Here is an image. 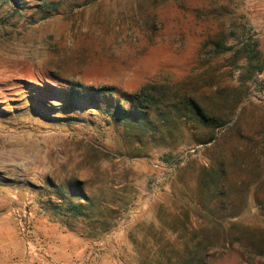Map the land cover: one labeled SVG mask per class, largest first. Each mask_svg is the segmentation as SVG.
Masks as SVG:
<instances>
[{"label":"rangeland","instance_id":"obj_1","mask_svg":"<svg viewBox=\"0 0 264 264\" xmlns=\"http://www.w3.org/2000/svg\"><path fill=\"white\" fill-rule=\"evenodd\" d=\"M221 39L235 49L216 54ZM150 85L165 99L140 113ZM182 98L220 118L216 140ZM118 103L131 123L104 116ZM67 182L127 214L81 236L56 211ZM56 228L93 244L81 264H264V0H0V264H56Z\"/></svg>","mask_w":264,"mask_h":264},{"label":"trees","instance_id":"obj_2","mask_svg":"<svg viewBox=\"0 0 264 264\" xmlns=\"http://www.w3.org/2000/svg\"><path fill=\"white\" fill-rule=\"evenodd\" d=\"M216 54H223L230 51H233L236 47L235 43H226L221 39L215 43ZM84 89L85 93L90 95V98L93 97H104L107 95H113L116 93V89L113 86H90L82 87L81 84H76L72 90V93L80 95L79 90ZM165 90H157L155 86H145L139 92L135 93L130 99L129 102L134 104V108L137 109L140 113H147L151 111L154 107L158 106L160 100L165 99L166 95ZM86 97V96H83ZM180 107H178L179 112L182 113L181 117L188 118L192 123L199 128L198 126L204 128V134L208 135V138L203 141L204 144L210 143L216 140L217 129L223 126V123L220 122V118L217 116H211L208 114L203 105L196 102L193 98H182ZM133 109H126L122 106L121 103H118L115 106L113 112H106L104 116L123 118L124 121L131 123L134 118ZM96 111H99V107L94 108ZM61 189L64 190L69 196L66 197L65 204H56V211L59 210V206L65 205L67 209V214H70L74 218L82 216L80 222L83 224L85 229H90L91 232L86 233L84 231L79 234L83 237H88V235H94L93 239H99L101 235L109 233L114 227L117 226L118 222L127 214L131 202H126L125 200H120L116 202L114 206H109L107 211L101 210L100 203L93 196L88 195L83 189V183L78 182H67L61 185ZM61 194L56 190V197H60ZM66 226H69L67 222H62ZM95 233V234H94ZM90 238V237H89ZM254 243H248L245 245L249 254L255 249ZM208 257L205 254V259ZM197 264L200 263V261Z\"/></svg>","mask_w":264,"mask_h":264},{"label":"crops","instance_id":"obj_3","mask_svg":"<svg viewBox=\"0 0 264 264\" xmlns=\"http://www.w3.org/2000/svg\"><path fill=\"white\" fill-rule=\"evenodd\" d=\"M93 247L92 243L85 242L82 238L75 236L66 229L56 228V264H81L84 261L82 259L79 261L78 256L84 255V259L91 258L92 252L89 251L87 253L86 251Z\"/></svg>","mask_w":264,"mask_h":264},{"label":"built area","instance_id":"obj_4","mask_svg":"<svg viewBox=\"0 0 264 264\" xmlns=\"http://www.w3.org/2000/svg\"><path fill=\"white\" fill-rule=\"evenodd\" d=\"M28 204H25L22 212L19 210L15 211V218L17 220L20 233L26 240L27 244L33 241V219L34 215L32 212L28 211Z\"/></svg>","mask_w":264,"mask_h":264}]
</instances>
